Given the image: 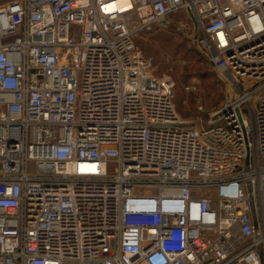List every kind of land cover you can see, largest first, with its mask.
<instances>
[{"label": "built area", "instance_id": "built-area-1", "mask_svg": "<svg viewBox=\"0 0 264 264\" xmlns=\"http://www.w3.org/2000/svg\"><path fill=\"white\" fill-rule=\"evenodd\" d=\"M114 1L0 0V264H264V0ZM180 12L205 124L135 43Z\"/></svg>", "mask_w": 264, "mask_h": 264}, {"label": "rangeland", "instance_id": "rangeland-1", "mask_svg": "<svg viewBox=\"0 0 264 264\" xmlns=\"http://www.w3.org/2000/svg\"><path fill=\"white\" fill-rule=\"evenodd\" d=\"M172 19L174 22L164 28L155 25L151 29H138L135 43L145 56L154 57L152 70L155 75L173 78V100L178 114L183 119L205 124L210 114L221 107L230 95V84L210 63L194 54L189 31L192 21L189 16L180 12L173 15ZM176 21L187 25L188 29L182 30ZM183 45L189 50H186L189 56H184L182 50L174 54L173 49H182Z\"/></svg>", "mask_w": 264, "mask_h": 264}, {"label": "trees", "instance_id": "trees-1", "mask_svg": "<svg viewBox=\"0 0 264 264\" xmlns=\"http://www.w3.org/2000/svg\"><path fill=\"white\" fill-rule=\"evenodd\" d=\"M183 47L184 48H180V47H177V48H175V49H173V52H174V54H176V53H178V52H181V50L185 53L184 54V56H189L187 53H186V50L189 52V50L186 48V45H183ZM195 49V48H194ZM191 50V49H190ZM173 54V55H174ZM195 55H197V56H199L200 58H202V59H204L203 57H202V55L195 49V53H194ZM192 56V55H191ZM151 59H152V65L154 66V64H155V59H154V57H150ZM205 60V59H204ZM206 61V60H205ZM207 63H209L208 61H206ZM192 65H195V64H192Z\"/></svg>", "mask_w": 264, "mask_h": 264}, {"label": "bare ground", "instance_id": "bare-ground-1", "mask_svg": "<svg viewBox=\"0 0 264 264\" xmlns=\"http://www.w3.org/2000/svg\"><path fill=\"white\" fill-rule=\"evenodd\" d=\"M113 4L115 6L125 7L126 9H128L127 7H129V3L127 2V0H115Z\"/></svg>", "mask_w": 264, "mask_h": 264}]
</instances>
